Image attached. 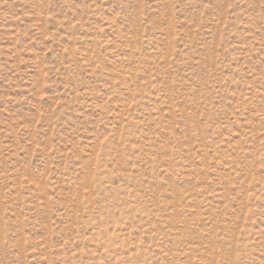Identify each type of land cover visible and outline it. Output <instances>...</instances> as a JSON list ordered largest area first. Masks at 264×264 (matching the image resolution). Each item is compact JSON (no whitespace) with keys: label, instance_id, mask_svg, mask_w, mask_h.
Instances as JSON below:
<instances>
[{"label":"rangeland","instance_id":"obj_1","mask_svg":"<svg viewBox=\"0 0 264 264\" xmlns=\"http://www.w3.org/2000/svg\"><path fill=\"white\" fill-rule=\"evenodd\" d=\"M0 264H264V0H0Z\"/></svg>","mask_w":264,"mask_h":264}]
</instances>
